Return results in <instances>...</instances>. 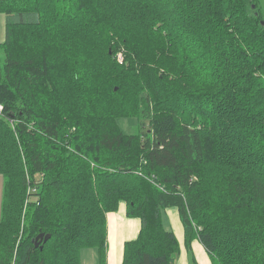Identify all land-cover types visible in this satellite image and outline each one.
Masks as SVG:
<instances>
[{
  "label": "trees",
  "instance_id": "1",
  "mask_svg": "<svg viewBox=\"0 0 264 264\" xmlns=\"http://www.w3.org/2000/svg\"><path fill=\"white\" fill-rule=\"evenodd\" d=\"M0 13V264H81L88 248L106 264L122 205L141 228L121 264L176 263L172 207L189 252L264 264V0H0Z\"/></svg>",
  "mask_w": 264,
  "mask_h": 264
},
{
  "label": "crops",
  "instance_id": "2",
  "mask_svg": "<svg viewBox=\"0 0 264 264\" xmlns=\"http://www.w3.org/2000/svg\"><path fill=\"white\" fill-rule=\"evenodd\" d=\"M3 176H0V219L3 199ZM177 210L168 209L164 212L163 220L166 227L173 230L180 241L183 250L175 264H189L190 258L197 259L201 264H212L211 257L207 254L202 245L196 241L192 246V257L184 247L183 226ZM107 254L106 264H121L126 242L135 239L141 228L139 218L130 217L122 205L117 211L109 212L107 216ZM81 264H98V253L96 249H84L81 251Z\"/></svg>",
  "mask_w": 264,
  "mask_h": 264
},
{
  "label": "rangeland",
  "instance_id": "3",
  "mask_svg": "<svg viewBox=\"0 0 264 264\" xmlns=\"http://www.w3.org/2000/svg\"><path fill=\"white\" fill-rule=\"evenodd\" d=\"M5 16L6 15H4V14H2V13H0V42H2L3 40H4V38H5ZM118 59H122V54L120 53V54H118ZM125 124V123H124ZM132 124H134V120L133 119H131V120H128L127 122H126V127H128V128H130V126L132 125ZM0 176H2V175H0ZM173 208V207H172ZM172 208H170V209H172ZM174 210H175V208H173ZM206 251V250H205ZM189 252V251H188ZM190 257H192V248H191V250H190ZM208 254V253H207ZM209 255V254H208ZM178 258H179V256H178ZM177 258V259H178ZM191 260H190V262H189V264H201L197 259H193V258H190Z\"/></svg>",
  "mask_w": 264,
  "mask_h": 264
},
{
  "label": "water",
  "instance_id": "4",
  "mask_svg": "<svg viewBox=\"0 0 264 264\" xmlns=\"http://www.w3.org/2000/svg\"><path fill=\"white\" fill-rule=\"evenodd\" d=\"M50 237V235H47V237L45 236V234L41 233L38 237H36V239H34L36 242L39 241V239H48Z\"/></svg>",
  "mask_w": 264,
  "mask_h": 264
},
{
  "label": "built area",
  "instance_id": "5",
  "mask_svg": "<svg viewBox=\"0 0 264 264\" xmlns=\"http://www.w3.org/2000/svg\"><path fill=\"white\" fill-rule=\"evenodd\" d=\"M2 110V107L0 106V111Z\"/></svg>",
  "mask_w": 264,
  "mask_h": 264
}]
</instances>
